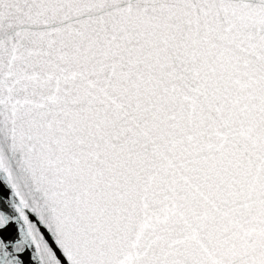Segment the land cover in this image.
<instances>
[{"label": "snow or ice", "instance_id": "snow-or-ice-1", "mask_svg": "<svg viewBox=\"0 0 264 264\" xmlns=\"http://www.w3.org/2000/svg\"><path fill=\"white\" fill-rule=\"evenodd\" d=\"M0 264H264V0H0Z\"/></svg>", "mask_w": 264, "mask_h": 264}]
</instances>
